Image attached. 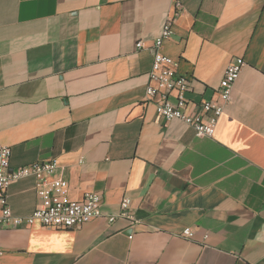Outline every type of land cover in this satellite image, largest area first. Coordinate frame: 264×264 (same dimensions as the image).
<instances>
[{
  "label": "crops",
  "instance_id": "obj_1",
  "mask_svg": "<svg viewBox=\"0 0 264 264\" xmlns=\"http://www.w3.org/2000/svg\"><path fill=\"white\" fill-rule=\"evenodd\" d=\"M169 17L162 51L190 80L189 110L245 60L212 137L146 99ZM1 146L12 169L56 160L70 198L100 192L103 215L28 223L39 176L19 179L8 200L23 222L0 227V264H264V0H0Z\"/></svg>",
  "mask_w": 264,
  "mask_h": 264
},
{
  "label": "built area",
  "instance_id": "obj_2",
  "mask_svg": "<svg viewBox=\"0 0 264 264\" xmlns=\"http://www.w3.org/2000/svg\"><path fill=\"white\" fill-rule=\"evenodd\" d=\"M177 5L178 8L181 7V4ZM173 32L174 19L169 17L154 41V62L149 72L146 99L155 103L158 115L164 120L180 119L192 126L198 136L212 137L226 106L232 101V90L245 60L236 57L227 65L223 85L216 99L200 102L189 110L186 93L190 89V80L178 74L176 61L162 51L164 41L169 39ZM136 46L142 48L144 42L140 40ZM173 93L175 98L171 99L170 94ZM11 154L9 146L0 147V227L23 222L21 217L13 215L8 200V189L17 180L29 176H39L36 180V189L41 204L28 218V223L39 220L45 226L73 228L103 215L100 192L88 191L81 200L70 198L69 182L64 177L55 176L58 168L56 160L37 161L12 169ZM118 216L126 220L131 227L139 223L132 212L129 197L122 199ZM115 219L116 216H108L111 222ZM194 234L195 230L189 227L185 228L181 235L191 238ZM1 253L0 249V255Z\"/></svg>",
  "mask_w": 264,
  "mask_h": 264
}]
</instances>
